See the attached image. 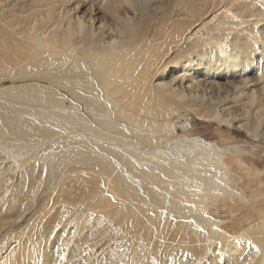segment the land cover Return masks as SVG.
Segmentation results:
<instances>
[{"label":"bare ground","instance_id":"1","mask_svg":"<svg viewBox=\"0 0 264 264\" xmlns=\"http://www.w3.org/2000/svg\"><path fill=\"white\" fill-rule=\"evenodd\" d=\"M2 79L0 264H264L187 119L264 145V0H0Z\"/></svg>","mask_w":264,"mask_h":264},{"label":"rangeland","instance_id":"2","mask_svg":"<svg viewBox=\"0 0 264 264\" xmlns=\"http://www.w3.org/2000/svg\"><path fill=\"white\" fill-rule=\"evenodd\" d=\"M155 79L154 83L157 82ZM8 84L10 82H3V79L0 81V87ZM226 86L232 88L230 84ZM13 103V107H17L18 103ZM24 108L30 110L34 107L25 104ZM187 119L194 126L193 135L227 148L222 161L229 166L234 177V182L231 178L228 185L238 195L230 196V200L219 197L216 205L206 204L201 208L206 215L218 220L224 229H229L231 235H235L247 222L259 218L258 212H264V145H255L251 150L254 142L232 128L198 121L192 113ZM44 255L43 250L41 257Z\"/></svg>","mask_w":264,"mask_h":264}]
</instances>
